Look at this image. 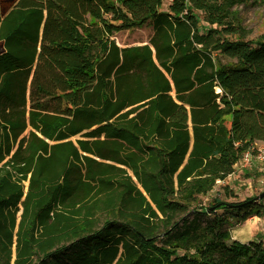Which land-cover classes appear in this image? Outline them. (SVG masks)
I'll return each mask as SVG.
<instances>
[{
	"label": "trees",
	"instance_id": "obj_1",
	"mask_svg": "<svg viewBox=\"0 0 264 264\" xmlns=\"http://www.w3.org/2000/svg\"><path fill=\"white\" fill-rule=\"evenodd\" d=\"M261 2L0 11V264H264L231 235L264 197L201 199L264 142V33L240 12Z\"/></svg>",
	"mask_w": 264,
	"mask_h": 264
},
{
	"label": "rangeland",
	"instance_id": "obj_2",
	"mask_svg": "<svg viewBox=\"0 0 264 264\" xmlns=\"http://www.w3.org/2000/svg\"><path fill=\"white\" fill-rule=\"evenodd\" d=\"M16 0H0V11H7ZM171 0H164L163 9L166 10ZM244 26L249 30L250 38L264 33V2L253 4L241 9ZM207 29V24L200 28L201 32ZM153 30L150 25L132 30H123L114 35L119 46L139 45L148 42ZM76 136L73 139L79 138ZM264 151V142H256L250 150L251 162L240 161L234 172L225 180L219 181L212 192L202 196L207 203L214 196L230 202H241L247 198L257 197L264 192V161L257 158L259 152ZM226 187V189H225ZM264 203V200H263ZM232 239L246 241L248 239H262L264 241V215L252 216L231 231Z\"/></svg>",
	"mask_w": 264,
	"mask_h": 264
},
{
	"label": "built area",
	"instance_id": "obj_3",
	"mask_svg": "<svg viewBox=\"0 0 264 264\" xmlns=\"http://www.w3.org/2000/svg\"><path fill=\"white\" fill-rule=\"evenodd\" d=\"M257 158L261 161H264V151L259 152L257 155ZM251 159H252V154L249 150V151L244 153L241 161H244L245 163H249V162H251Z\"/></svg>",
	"mask_w": 264,
	"mask_h": 264
},
{
	"label": "water",
	"instance_id": "obj_4",
	"mask_svg": "<svg viewBox=\"0 0 264 264\" xmlns=\"http://www.w3.org/2000/svg\"><path fill=\"white\" fill-rule=\"evenodd\" d=\"M264 197V192L260 193L257 197H255L257 200L262 199Z\"/></svg>",
	"mask_w": 264,
	"mask_h": 264
},
{
	"label": "crops",
	"instance_id": "obj_5",
	"mask_svg": "<svg viewBox=\"0 0 264 264\" xmlns=\"http://www.w3.org/2000/svg\"><path fill=\"white\" fill-rule=\"evenodd\" d=\"M15 3V2H14ZM237 240H239V239H237ZM250 240H257V239H248V240H246V241H250ZM242 241V240H241ZM246 241H244V242H246Z\"/></svg>",
	"mask_w": 264,
	"mask_h": 264
}]
</instances>
